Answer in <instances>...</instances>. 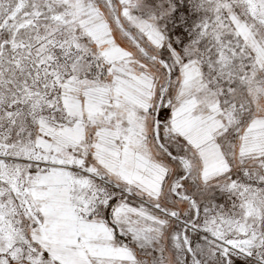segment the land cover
<instances>
[{
	"label": "snow or ice",
	"instance_id": "obj_1",
	"mask_svg": "<svg viewBox=\"0 0 264 264\" xmlns=\"http://www.w3.org/2000/svg\"><path fill=\"white\" fill-rule=\"evenodd\" d=\"M0 264H264V0H0Z\"/></svg>",
	"mask_w": 264,
	"mask_h": 264
}]
</instances>
